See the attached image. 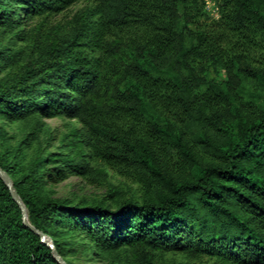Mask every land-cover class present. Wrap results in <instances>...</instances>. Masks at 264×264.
<instances>
[{"label": "trees", "instance_id": "1", "mask_svg": "<svg viewBox=\"0 0 264 264\" xmlns=\"http://www.w3.org/2000/svg\"><path fill=\"white\" fill-rule=\"evenodd\" d=\"M0 0V115L77 121L64 152H40L25 174L0 154V264H59L71 239L125 264H264V0ZM62 149V150H63ZM95 166L96 168H93ZM108 166L140 197L85 205L43 197L45 179ZM66 264H68L66 262ZM173 264V263H171ZM188 264V263H186Z\"/></svg>", "mask_w": 264, "mask_h": 264}, {"label": "rangeland", "instance_id": "2", "mask_svg": "<svg viewBox=\"0 0 264 264\" xmlns=\"http://www.w3.org/2000/svg\"><path fill=\"white\" fill-rule=\"evenodd\" d=\"M212 8L218 7L217 0H211ZM88 5L83 0L62 14L53 17L54 24L64 23L79 10ZM208 12V10L206 9ZM213 13V12H212ZM208 12L211 20L217 21L218 18ZM220 15V9H219ZM10 45L11 47L19 46L11 35L0 29V46ZM16 73V69H11L0 75V81L11 80ZM33 120H22L11 122L5 116L0 115V154L12 164H17L20 174H25L31 160L42 152H64L60 146L65 140V136L73 127L79 128L77 121H70L64 118L50 119L45 122V132L40 142L27 150L24 145L20 146L25 136L32 130ZM93 168H96L93 166ZM101 171H93L92 175L86 177H71L64 182L51 183L46 178L41 191L43 197L54 200L67 201L73 204L83 203L85 205L104 203L112 205L115 201H121L129 198L140 197V189L137 185L130 183L119 176L113 169L108 166L100 167ZM81 239H71L68 249L72 253L66 258L68 264H125L123 251L110 254L99 255L93 254V250L86 247ZM162 259L173 264H192L188 258L180 254H165Z\"/></svg>", "mask_w": 264, "mask_h": 264}, {"label": "water", "instance_id": "3", "mask_svg": "<svg viewBox=\"0 0 264 264\" xmlns=\"http://www.w3.org/2000/svg\"><path fill=\"white\" fill-rule=\"evenodd\" d=\"M0 177L4 180V182L6 183L7 187L10 190V193L12 195V198L14 199V201L18 204V206L21 208L22 210V214H23V223L25 226L30 227L32 231H34L36 234H38L42 241L44 243H47L49 245V247L53 248L52 244L49 242V240L45 237V235L43 233H41L40 231L35 230L28 222L27 220V211L26 208L24 207V205L21 202V199L18 195V193L16 192V190L14 189L13 186V182L11 180V178L8 176V174H6L1 168H0ZM53 255L54 258L58 261L59 264H66L61 258L60 256L57 254V252L53 249Z\"/></svg>", "mask_w": 264, "mask_h": 264}, {"label": "built area", "instance_id": "4", "mask_svg": "<svg viewBox=\"0 0 264 264\" xmlns=\"http://www.w3.org/2000/svg\"><path fill=\"white\" fill-rule=\"evenodd\" d=\"M206 9L208 12H213L212 15L218 18L219 15V8L215 7V9L212 8L211 0H205Z\"/></svg>", "mask_w": 264, "mask_h": 264}]
</instances>
